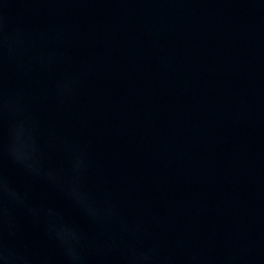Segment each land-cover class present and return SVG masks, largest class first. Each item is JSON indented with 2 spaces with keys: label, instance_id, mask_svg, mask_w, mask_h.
I'll list each match as a JSON object with an SVG mask.
<instances>
[{
  "label": "water",
  "instance_id": "1",
  "mask_svg": "<svg viewBox=\"0 0 264 264\" xmlns=\"http://www.w3.org/2000/svg\"><path fill=\"white\" fill-rule=\"evenodd\" d=\"M0 264H264V0H0Z\"/></svg>",
  "mask_w": 264,
  "mask_h": 264
}]
</instances>
